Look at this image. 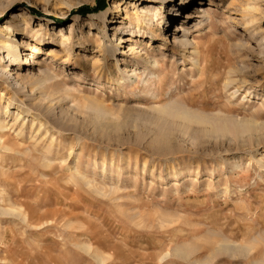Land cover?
I'll return each mask as SVG.
<instances>
[{
  "label": "rangeland",
  "instance_id": "1",
  "mask_svg": "<svg viewBox=\"0 0 264 264\" xmlns=\"http://www.w3.org/2000/svg\"><path fill=\"white\" fill-rule=\"evenodd\" d=\"M179 2L0 0V264H264V0Z\"/></svg>",
  "mask_w": 264,
  "mask_h": 264
},
{
  "label": "bare ground",
  "instance_id": "2",
  "mask_svg": "<svg viewBox=\"0 0 264 264\" xmlns=\"http://www.w3.org/2000/svg\"><path fill=\"white\" fill-rule=\"evenodd\" d=\"M155 1V0H153ZM174 3L176 2V0H173ZM198 2L199 4L195 6V10L197 11L196 14L193 15V17H208L210 15V11H212L214 8L212 7V0H207V3L205 0H180V2L178 3V5H180V8L183 6V7H187L190 3L192 2ZM168 2H170V0H168ZM180 8H178L176 11H175V14H173L172 18L173 19H176L178 18V16H182V12L180 13ZM212 8V9H211ZM184 11V10H183ZM28 11L26 10H23L21 11V13L26 16V17H29L30 15L27 13ZM187 13V12H185ZM202 22L199 21L198 24H201ZM3 29L6 28L8 30V32L10 31V26L7 24V23H3ZM176 29L177 31H183L184 33H186V28L184 27L183 24H178L176 25ZM119 38V37H118ZM180 39H176V37L174 36L173 37V44L177 47L178 46V42H179ZM181 45V44H180ZM133 48V47H132ZM8 51L10 52L11 56L13 58H18V52H16V45L15 43L11 44L10 47H8ZM196 52V51H195ZM198 52V51H197ZM155 62V61H153ZM155 65V64H154ZM228 83V82H227ZM184 105V104H183ZM188 109V108H187ZM185 109V106H182V105H179V104H171L170 106H163L161 107V111L162 112H166L168 115L172 116V117H177V118H180L182 120H185L187 123L189 122H208L210 123L213 128L212 129H227L228 127H226V125L228 124L226 122V119H224L223 122H219V121H222V120H219L218 124H216L215 122L217 120H212L210 118H207L202 116L201 114H197V113H194L193 111H190V110H187ZM21 113V112H20ZM19 116V115H18ZM222 119V118H221ZM226 122V123H225ZM203 123V124H204ZM222 123V124H221ZM235 124V123H234ZM237 125V126H236ZM236 125H232L230 129H232L233 131H237V132H240L241 131H246V130H250L254 127V124L251 123L250 121H245V122H242L241 124H236ZM228 126V125H227ZM3 128H4V124L0 121V133L3 131ZM229 129V130H230ZM216 130V131H217ZM224 130V129H223ZM239 130V131H238ZM22 132V129H18L17 133H21ZM234 133V132H233ZM0 140H7V139H2L1 138V135H0ZM47 148V147H46ZM47 150V149H46ZM2 211V210H1ZM15 214V213H14ZM24 218V217H23ZM225 244V243H224ZM222 247V246H221ZM224 248V246H223ZM222 248V249H223ZM220 249V248H219ZM221 250V249H220Z\"/></svg>",
  "mask_w": 264,
  "mask_h": 264
},
{
  "label": "trees",
  "instance_id": "3",
  "mask_svg": "<svg viewBox=\"0 0 264 264\" xmlns=\"http://www.w3.org/2000/svg\"><path fill=\"white\" fill-rule=\"evenodd\" d=\"M103 6H104V5H102V3H99V4L97 5V7H95V8H90V7H88V6H82L81 8L78 9V11H79L81 14H85L86 12L93 11V10H95V9H97V8H99V7H103Z\"/></svg>",
  "mask_w": 264,
  "mask_h": 264
}]
</instances>
